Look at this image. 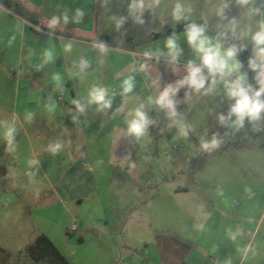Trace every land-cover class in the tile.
Returning a JSON list of instances; mask_svg holds the SVG:
<instances>
[{
	"label": "rangeland",
	"instance_id": "rangeland-1",
	"mask_svg": "<svg viewBox=\"0 0 264 264\" xmlns=\"http://www.w3.org/2000/svg\"><path fill=\"white\" fill-rule=\"evenodd\" d=\"M162 1L156 9L164 7ZM177 5L180 23L202 22L209 28L203 36L211 46L217 42L216 34L224 32L236 37L247 51L249 64L252 60L260 63L252 36L264 22V0L248 4L240 0H169L165 7L172 13H156L154 31L142 43L145 47L139 56L153 65L160 80L139 93L146 99L172 88L168 96L172 107L161 105L157 111L145 102L130 112L124 107L126 129L136 119L137 110L148 122L143 135L128 133L130 144L121 150V157L130 156L136 167L111 171L108 203L92 206L94 214L105 217L108 224L91 229L80 243L78 232H66L78 218L73 221L61 207L40 209L37 196L23 195L0 181V264H64L49 251L26 250L41 229L64 252L69 264H120L118 237L127 233L126 223L135 205L147 199L152 200L151 211L161 233L199 241L194 253L197 264H264V112L260 119L245 117L242 123L230 114L236 101L229 97L224 80L242 77L241 87L251 88L250 96L254 91L240 68L226 74L224 80L219 73L209 72L201 57L195 56L188 33L176 31L173 11ZM169 39H173L174 49L168 47ZM229 63H237L235 56ZM192 68H200L204 78L199 90L187 82ZM260 99L264 101L262 96ZM179 186L188 192L176 195ZM83 210L88 211L87 207Z\"/></svg>",
	"mask_w": 264,
	"mask_h": 264
},
{
	"label": "crops",
	"instance_id": "crops-1",
	"mask_svg": "<svg viewBox=\"0 0 264 264\" xmlns=\"http://www.w3.org/2000/svg\"><path fill=\"white\" fill-rule=\"evenodd\" d=\"M158 3L143 0V9L132 8L133 0H12L10 7L0 4V181L23 195L37 196L40 209L61 207L73 221L78 218L73 224L80 243L91 229L108 224L105 217L94 214L92 206L108 203L112 172L136 167L130 156L121 157V150L131 141L123 125L124 107L130 112L139 102L157 111L161 106L156 102L158 95L145 99L139 93L160 80L153 65L139 59L145 47L142 43L154 31L156 13H172L165 7L169 0L156 9ZM54 17L58 23L49 27ZM215 38L213 45L219 44L223 54L228 47ZM194 54L201 57L195 48ZM256 71L258 75L260 68ZM94 88L105 90L108 107L89 103ZM8 128L14 129L11 143L5 136ZM56 144L61 147L54 152ZM187 192L179 186L175 194ZM134 208L126 223L127 233L118 237L120 264H197L194 253L199 241L161 233L154 222L152 200ZM27 215L32 223L31 212ZM69 226L66 232L73 235ZM41 235L55 244L44 229L30 243Z\"/></svg>",
	"mask_w": 264,
	"mask_h": 264
},
{
	"label": "clouds",
	"instance_id": "clouds-1",
	"mask_svg": "<svg viewBox=\"0 0 264 264\" xmlns=\"http://www.w3.org/2000/svg\"><path fill=\"white\" fill-rule=\"evenodd\" d=\"M158 3L159 0H156ZM250 0H240L242 4H248ZM144 4L143 0H133L132 8L135 9H143ZM180 6L177 5L175 15L176 18L179 19ZM77 15H81V13H77ZM65 22H67V17L64 18ZM58 23V18H53L50 21L49 27H54ZM253 41L255 42L256 47V58L260 61L257 64L256 60L250 61V66L255 70L256 68H260V71L257 75V81L260 84V88L258 91L253 92L250 96L249 92L251 88L245 89L241 87L240 80L242 77H237L235 81L229 82L224 80V76L226 74L230 75L235 72L240 65L238 63L230 64L229 61L232 60L234 56V52L236 49L230 48L223 54L220 51V45L217 44L215 46H211L210 41L203 36V29L198 28L195 25L190 26V31L188 32V42L191 44L197 52L201 54L202 64L207 67L210 73L215 75L216 73L220 74L222 80H224L225 88L227 89V93L229 97L235 98V104L231 107L230 114H235L238 118V123H242L245 117H248L251 120H258L261 117V113L264 112V101L260 99L262 95H264V22H261L260 29L256 31L252 36ZM168 47L170 49H174L175 45L173 39H169L167 41ZM70 47V46H69ZM50 58V55H49ZM200 68H192L190 72V76L187 78V82L199 90L204 87V78L200 76ZM216 81L213 80V84ZM129 88H126L125 91H128ZM174 91V89L169 88L165 90L156 101L160 105H165L169 108L172 107L171 101L168 99L169 93ZM106 93L102 88H94L89 93V103H94L99 105L101 108H105L109 106V101L105 99ZM74 104L79 108L80 105L77 101H73ZM136 119L130 121L129 123V133L135 134L137 136L143 135L145 126L147 124V120L145 114L142 111L137 110ZM223 117H221V121H223ZM14 129L8 128L5 136L8 139L9 143H11L12 135ZM213 146H215L216 141L213 140ZM61 147L60 144H56L52 149L54 152L59 150ZM205 148L208 147L207 144L204 145ZM233 239L235 237L233 236Z\"/></svg>",
	"mask_w": 264,
	"mask_h": 264
},
{
	"label": "trees",
	"instance_id": "trees-1",
	"mask_svg": "<svg viewBox=\"0 0 264 264\" xmlns=\"http://www.w3.org/2000/svg\"><path fill=\"white\" fill-rule=\"evenodd\" d=\"M12 0H0V4L10 7ZM30 21L32 24H36L35 17H31ZM195 25L198 28H202L203 31L206 30L205 24L202 22H183L178 24L176 31H185L190 30V26ZM216 36L220 41H222L225 45L229 48H235L236 51L234 52L235 59L237 63L240 65V69L243 72L244 76L248 80L249 84L252 87V90L258 91L260 88V84L257 81V71L254 70L250 64L247 62V51L239 44L236 37L232 35H228L224 32L217 33ZM103 40H107L106 36H102ZM264 98V95H262ZM0 249H2L0 247ZM26 250L32 252L33 250H40V251H49L54 254L57 258L62 260L64 264H69L65 257L57 250V248L52 244V242L46 237L45 235H41L37 237L32 243L28 244Z\"/></svg>",
	"mask_w": 264,
	"mask_h": 264
},
{
	"label": "built area",
	"instance_id": "built-area-1",
	"mask_svg": "<svg viewBox=\"0 0 264 264\" xmlns=\"http://www.w3.org/2000/svg\"><path fill=\"white\" fill-rule=\"evenodd\" d=\"M59 99L61 100L62 97H59ZM77 231V225L73 224L70 228H69V232L70 233H75Z\"/></svg>",
	"mask_w": 264,
	"mask_h": 264
}]
</instances>
